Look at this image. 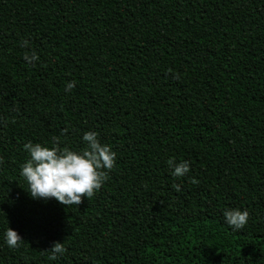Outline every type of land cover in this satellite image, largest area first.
<instances>
[{
    "label": "trees",
    "instance_id": "obj_1",
    "mask_svg": "<svg viewBox=\"0 0 264 264\" xmlns=\"http://www.w3.org/2000/svg\"><path fill=\"white\" fill-rule=\"evenodd\" d=\"M88 131L116 153L103 187L31 198L24 145ZM0 264H264V0H0Z\"/></svg>",
    "mask_w": 264,
    "mask_h": 264
},
{
    "label": "clouds",
    "instance_id": "obj_2",
    "mask_svg": "<svg viewBox=\"0 0 264 264\" xmlns=\"http://www.w3.org/2000/svg\"><path fill=\"white\" fill-rule=\"evenodd\" d=\"M21 47H28L23 41ZM24 60L34 65L39 56L33 51L24 55ZM75 82L66 85L65 91L70 92ZM66 133V130H65ZM83 141L87 147L83 150L61 148L59 141L53 137L51 147L40 143L28 142L24 145L29 153V159L21 165V176L26 180L31 198L36 200L55 199L61 205L78 206L84 198L91 199L109 179V173L115 167L116 153L111 146L102 144L95 131L85 132ZM173 169V177H183L190 170L188 161L177 163L174 159L167 161ZM173 189L181 191L179 184H173ZM223 216L226 223L234 230L243 229L249 220L247 210L225 208ZM6 244L10 248L20 246L23 239L10 227L5 232ZM50 260H56L57 254H63L66 249L61 242H54L49 250Z\"/></svg>",
    "mask_w": 264,
    "mask_h": 264
}]
</instances>
